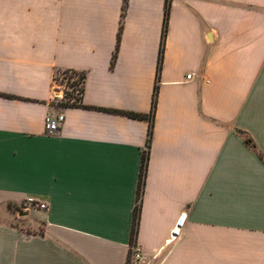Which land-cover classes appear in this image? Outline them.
<instances>
[{
  "label": "crops",
  "instance_id": "obj_1",
  "mask_svg": "<svg viewBox=\"0 0 264 264\" xmlns=\"http://www.w3.org/2000/svg\"><path fill=\"white\" fill-rule=\"evenodd\" d=\"M165 13L0 0V264H128L139 202L136 241L156 264H264V0H171L157 80ZM67 69L84 90L60 106ZM28 197L48 209L18 213Z\"/></svg>",
  "mask_w": 264,
  "mask_h": 264
},
{
  "label": "built area",
  "instance_id": "obj_2",
  "mask_svg": "<svg viewBox=\"0 0 264 264\" xmlns=\"http://www.w3.org/2000/svg\"><path fill=\"white\" fill-rule=\"evenodd\" d=\"M193 73H189L186 79H191ZM85 84V77L83 74L72 70H57L54 73L53 81L51 85L52 99L54 103H58L62 100L74 99L76 102L81 100L83 95ZM70 96L68 97V94ZM73 97V98H71ZM65 115L63 113L49 112L46 116V130L50 134L61 133L62 127L65 123ZM48 209V204L45 201H41L34 197H28L23 204V209L29 211L30 209ZM188 213L183 211L180 217L177 219L173 226L168 239L165 242V246L179 239L183 234V229L187 221ZM162 250V249H161ZM161 251H157L153 255L147 253L142 246L135 240L131 244L130 256L128 264H141V263H152L156 264L158 256Z\"/></svg>",
  "mask_w": 264,
  "mask_h": 264
},
{
  "label": "trees",
  "instance_id": "obj_3",
  "mask_svg": "<svg viewBox=\"0 0 264 264\" xmlns=\"http://www.w3.org/2000/svg\"><path fill=\"white\" fill-rule=\"evenodd\" d=\"M126 1L127 0H125V2ZM170 10H171V0H166L165 26H164V32H163V38H162V42H161V47H160V51H159V63H158V68H157V80H159L160 76H161L162 62H163V56H164V47H165V39H166V36H167V31H168V26H169ZM119 38H120V36H119ZM118 46H119V42H118L117 47ZM158 89H159L158 85H156L155 86V90H154V95H153L152 111H151V118H150V128H149V137H148L149 146L151 145V141H152V138H153L154 116H155V111H156L157 102H158V91H159ZM73 104H76V102H74V103H62V104H59V105L60 106H67V105H73ZM146 167H147V155L144 156V160H143V170H142V174L143 175L145 173ZM139 200H140V196H139ZM140 211H141V204L139 202V203H137V205L135 207V212H134V223H133V230H132V234H133V239L132 240L133 241L136 240V237H137V234H138V230H139Z\"/></svg>",
  "mask_w": 264,
  "mask_h": 264
},
{
  "label": "rangeland",
  "instance_id": "obj_4",
  "mask_svg": "<svg viewBox=\"0 0 264 264\" xmlns=\"http://www.w3.org/2000/svg\"><path fill=\"white\" fill-rule=\"evenodd\" d=\"M69 96H70V93L68 94V97ZM71 98H73V97H71ZM74 102H76V100H74V99H67V100H62V101H60L58 103L56 102L55 104L56 105H59V104H62V103H74ZM21 211H27V210L23 209V207H22V209L19 210L18 213H20ZM17 217H18V215L15 217V219H16L15 221L18 224L21 221V219H18Z\"/></svg>",
  "mask_w": 264,
  "mask_h": 264
},
{
  "label": "water",
  "instance_id": "obj_5",
  "mask_svg": "<svg viewBox=\"0 0 264 264\" xmlns=\"http://www.w3.org/2000/svg\"><path fill=\"white\" fill-rule=\"evenodd\" d=\"M21 214H22V215H23V214H28V212H27V211H22Z\"/></svg>",
  "mask_w": 264,
  "mask_h": 264
}]
</instances>
